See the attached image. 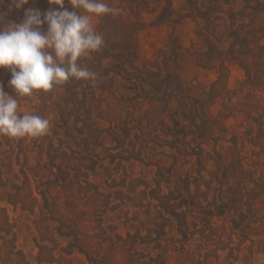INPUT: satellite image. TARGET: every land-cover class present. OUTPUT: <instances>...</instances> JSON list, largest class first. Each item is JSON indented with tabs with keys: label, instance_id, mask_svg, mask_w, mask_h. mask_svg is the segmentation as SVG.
<instances>
[{
	"label": "trees",
	"instance_id": "trees-1",
	"mask_svg": "<svg viewBox=\"0 0 264 264\" xmlns=\"http://www.w3.org/2000/svg\"><path fill=\"white\" fill-rule=\"evenodd\" d=\"M248 1L249 21L237 0H103L121 11L97 18L104 47L81 61L96 85L71 79L17 97L21 115L48 119L51 131L0 135V264H264V2ZM10 2L0 0V21L58 7ZM149 26L165 32L151 56L140 39ZM232 65L244 73L236 89Z\"/></svg>",
	"mask_w": 264,
	"mask_h": 264
},
{
	"label": "clouds",
	"instance_id": "clouds-1",
	"mask_svg": "<svg viewBox=\"0 0 264 264\" xmlns=\"http://www.w3.org/2000/svg\"><path fill=\"white\" fill-rule=\"evenodd\" d=\"M48 2L58 7L43 13L26 9L20 23L0 21V68L11 72L9 86L16 93L9 95L0 84V135L10 139L40 138L51 131L48 119L27 112L21 115L17 97L49 93L71 79L96 85L98 74L81 64L105 44L92 19L117 16L121 11L103 0H68L74 11L64 7L65 0ZM12 3L19 9L28 0Z\"/></svg>",
	"mask_w": 264,
	"mask_h": 264
},
{
	"label": "rangeland",
	"instance_id": "rangeland-1",
	"mask_svg": "<svg viewBox=\"0 0 264 264\" xmlns=\"http://www.w3.org/2000/svg\"><path fill=\"white\" fill-rule=\"evenodd\" d=\"M210 1L214 2L215 0H208V2H210ZM221 1L222 0H217V4H219V2H221ZM11 2H12V0H11ZM247 2H249V1L248 0H237L236 5H237V8L243 10L242 14L245 17V20L249 21L250 17L253 16V12H252V9L243 7ZM260 2H264V0H261ZM185 3H186V0H173V4H174L175 8L182 7ZM11 4H13V3H11ZM11 4H9V5H11ZM250 4H252V3H250ZM224 6H226V5H224ZM9 8H12V7L9 6ZM20 8H19V10H20ZM201 11H204V10L202 9ZM224 12H225V9L222 12V16H224L222 18L228 19V15L225 14ZM263 19H264V15H263ZM97 21H98L97 17H93V19H92L93 27L96 25ZM163 28L165 29V25H164ZM180 28H181L180 37L182 39L183 45L186 46V47H189L191 45V42L194 43L197 40L196 36H195V34L193 32L194 23H193V21L191 19H186V20L183 21V24H182V26ZM159 29H161V28L155 27V26H153V27L149 26L148 28L144 29V31H142L140 33V39H141V41L144 44L143 50L147 54V56H151V53L153 52V49H151L150 46H149V42L160 40L159 39L160 38L159 35L160 36L165 35V32H159L160 31ZM203 73L207 74L206 76H202V79L204 81H206V82H210V81L214 80V78L216 76L215 73L211 72V71L210 72H203ZM243 78H244V73H243L242 68L237 66V65H232L231 68H230V76H229V79H228V88H230V89L238 88V83L240 81H242ZM9 81H10V79L7 80L6 78H4V75H3L2 78L0 79V84L3 85L4 91L6 93H8L9 95L15 96L16 93L9 86ZM18 98H21V97H18ZM153 169H154V167H153ZM3 204L4 203H1L0 205H3ZM9 209H10L9 212H10L11 217L16 218L17 214L13 213L11 208H9ZM162 214H163V218L159 219V220L164 221L167 218V214H166L165 210L163 211ZM165 227H167V226L165 225ZM18 233H19V236H20L19 243L20 242L23 243L25 245L26 249L29 250L32 247L31 246L32 235H30L29 230H28L26 224L23 222V220H21L20 223H19ZM169 234H171V233L168 232V235ZM248 244H249L248 242L245 243L244 247L246 248V246ZM188 246H189V243H188ZM193 251H197L196 243H194V246H192V248H190L186 252H184V254L181 255V256H192V252ZM34 252L35 253L37 252L36 248L34 249ZM243 252L245 253V252H247V250H244ZM207 253H209V256H222V259H223V257L227 255L228 251L224 250V251H219V252L217 251L216 252L214 249L209 247L207 249ZM74 256L77 259H81L82 261H84L83 255L76 253V254H74ZM262 256H264V255H262ZM213 264H218V263H213Z\"/></svg>",
	"mask_w": 264,
	"mask_h": 264
}]
</instances>
